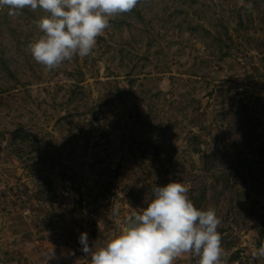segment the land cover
<instances>
[{"label": "rangeland", "instance_id": "1", "mask_svg": "<svg viewBox=\"0 0 264 264\" xmlns=\"http://www.w3.org/2000/svg\"><path fill=\"white\" fill-rule=\"evenodd\" d=\"M196 1L188 9H210L214 25L243 16L241 51L205 62L221 50L191 30L197 17L174 14L179 0H138L89 56L47 70L30 52L45 13L0 9V264H90L80 233L103 246L174 180L197 208L215 209L221 264H264L253 255L264 246V0ZM164 136L173 162L156 150Z\"/></svg>", "mask_w": 264, "mask_h": 264}, {"label": "clouds", "instance_id": "2", "mask_svg": "<svg viewBox=\"0 0 264 264\" xmlns=\"http://www.w3.org/2000/svg\"><path fill=\"white\" fill-rule=\"evenodd\" d=\"M138 0H0L14 16L19 10H42L37 21L43 35L31 43L32 58L53 70L74 56H89L108 27L110 19L130 12ZM189 187L170 181L152 188L146 207L123 219L124 227L103 246H89L87 232H81V251L90 264H175L183 254L198 257V264H221L225 257L220 223L215 209L197 208L189 199ZM119 214V209H114ZM264 257V246L253 252Z\"/></svg>", "mask_w": 264, "mask_h": 264}, {"label": "trees", "instance_id": "3", "mask_svg": "<svg viewBox=\"0 0 264 264\" xmlns=\"http://www.w3.org/2000/svg\"><path fill=\"white\" fill-rule=\"evenodd\" d=\"M197 2L198 1H196V0H179V3L185 7L182 9V11H179V12H177V10H175L174 14L176 16L178 14H185L186 18H184V20H187L188 22H190V20H192V18L197 17V19H198L197 25H194V26L191 25L192 26L191 30L192 31H198L199 29L204 30V32L212 38L214 45L217 46V48L221 50L220 56H216L215 54H213V52H211L210 54L207 55L206 58H202L203 61L207 62L210 60V62H211L213 59L220 60V59H223V58H226V57L233 55L235 50L241 51L242 46L245 44L244 43L245 41H243V40L246 37L245 33L244 34L240 33L241 29L246 30V24H245V21L243 19V16H240L241 14H239V17L237 18V21H238L237 24H234L232 22V20H230L229 22H226L224 19H220L221 25H214L210 21L206 20V17H205L206 13L202 14L203 9L202 10H192L193 12H191V10L188 9V7H190L191 4L197 3ZM204 5H205V7L210 8L206 3H204ZM238 6H240V4L237 1H234L231 3L230 9L234 12L237 10ZM203 11H210V9H208V10L204 9ZM208 24H209V26L207 27ZM218 28L222 29L223 35H222L221 31L218 30ZM191 35L193 36V38L196 37L194 32H191ZM210 37H209V39H210ZM246 42H247V40H246ZM218 90L221 92L223 90L222 86H220V88H218ZM219 91H217V90L212 91L209 93V95L213 96L215 92L219 93ZM111 96H112V93H110V95H108V97H111ZM211 131H212V128H211ZM26 135H29V134L26 133ZM14 137L25 139V137H23L19 134V130H16L14 132ZM152 137L153 136H149V137L145 136L142 144L147 145V144L153 142ZM156 138L160 139L161 137L158 136ZM190 138L192 140L188 141L189 147L192 149H196V151L201 150L200 146L198 147V144L201 143L200 136L198 134H193V136ZM157 141H158L157 142L158 144L156 146V150L164 153L169 158V161L173 162V155L170 152V148L172 150L176 149L174 144H171L169 142V138H166L165 136H164V138H162L161 143L159 142V140H157ZM168 147H170V148H168ZM148 152H150V151H148ZM251 175H253L252 172H251Z\"/></svg>", "mask_w": 264, "mask_h": 264}]
</instances>
